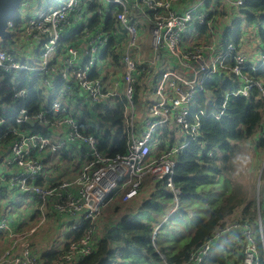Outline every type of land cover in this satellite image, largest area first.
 <instances>
[{"label": "built area", "instance_id": "2783aa9c", "mask_svg": "<svg viewBox=\"0 0 264 264\" xmlns=\"http://www.w3.org/2000/svg\"><path fill=\"white\" fill-rule=\"evenodd\" d=\"M91 1L57 0L48 4V0H41L44 7L35 17L22 14L32 5L26 2L17 11L24 23L16 27L9 21L7 29L11 38L0 39V81L3 83L6 77L9 85H3V89L8 88L7 101H0V196L6 189L28 197L36 201L40 213L37 225L18 234L10 231L8 215L0 214V233L13 240V245L0 257V264H74L90 255L96 244L94 223L104 205L112 197L122 204L128 203L140 194L148 178L153 183H165L177 207L181 193L173 185L174 169L179 155L201 137L200 117L211 114L219 119L230 96L248 98L251 88L257 89L258 99L264 102V84L243 74L246 69L264 67V43L255 56L257 66L251 63L255 61L253 56L248 59L238 53L233 41L222 45V50L211 60L207 57L210 47L202 43L183 49L190 29L206 25L212 30L208 15L199 11L206 7L207 0H200L199 7L184 11L176 6L180 0H97L96 10L88 8ZM243 1L227 0L235 6ZM108 7H112L114 22L121 29L109 28L112 24L89 29L90 21L96 15L103 19ZM209 10L212 12L213 7ZM139 19L147 23L144 31L149 52L142 47V29L136 22ZM115 39L125 41L122 53L119 45L110 48L120 57L122 74L120 80L107 85L103 78L94 76V68L104 60ZM162 52L176 59L186 72L174 68L157 71L155 67L162 60ZM216 73L230 75L235 80L232 82L238 84L235 90H226L221 109L214 114L201 107L197 98L203 94L205 103L211 97L216 101V96L206 93L203 87V82ZM26 79L29 85L22 86ZM119 82L124 86L122 95L117 91ZM45 90L53 91L57 97L42 105ZM33 92L42 99L35 112L28 106ZM74 96L83 97L92 105L110 99L116 104L119 99L127 102L118 140H125L123 152L106 153L101 150L100 137L81 129L78 119L60 100ZM29 124L36 129L63 125L66 131L52 144L47 134L42 130L33 132ZM167 134L179 136L153 154L157 138ZM259 140L264 141V115ZM76 145H81L84 151L75 177L48 183L41 153L45 150L59 153ZM262 172L258 191L261 188L264 191ZM13 208L14 202L8 201L6 212ZM46 210L71 220V235L65 243L67 251L49 263L40 260L29 244V237L44 223ZM262 213L264 196L256 200L253 220L241 217L225 220L200 246L189 251L182 264H209L216 254L225 264H264ZM86 222L91 229L77 240L76 232Z\"/></svg>", "mask_w": 264, "mask_h": 264}, {"label": "trees", "instance_id": "16d2710c", "mask_svg": "<svg viewBox=\"0 0 264 264\" xmlns=\"http://www.w3.org/2000/svg\"><path fill=\"white\" fill-rule=\"evenodd\" d=\"M36 1L38 0H25L21 5ZM56 1L48 0V4ZM209 1H206V5ZM210 6L207 8V15L212 26L214 18L217 15L223 16L224 10L217 12L213 9L210 12ZM98 7L97 0L88 3V8L91 10H96ZM234 13L240 19L234 27L223 31V45L233 41L239 48L242 22L245 25L257 24L260 41L264 43V0H244ZM98 20L99 16L96 15L91 27ZM10 21L18 27L23 22V18L16 13ZM111 24L112 21L107 22L108 26ZM197 27L200 33L207 31L206 25ZM243 74L264 84L263 66L255 70L246 69ZM232 78L230 75L216 73L205 80L203 87L206 93H213L216 101L205 103L204 95L200 94L197 102L201 107L208 113L219 112L221 99L226 90L237 88V83L232 82L235 81ZM27 79L22 86L29 85ZM3 85L9 86L6 77ZM7 95L8 88L3 89L1 91L3 101H7ZM258 97L257 89L251 88L248 98L230 96L219 119L211 114L200 117L201 137L179 155L174 169L173 185L181 193L177 207L165 183H153V190L147 194L149 196L141 198L138 206L121 217L106 235L101 238L95 236L96 244L93 252L74 264H182L187 260L189 251L200 246L216 227L228 220L239 207L243 206L240 209L243 219L253 220L256 209L255 198L254 201L250 199V195L241 185L232 186L224 166L234 153V144L247 141L259 133L264 115V102ZM41 102L42 99L33 92L28 106L32 112H35ZM126 103L125 100L119 99L115 109L102 117L104 122L117 128L118 136L121 135ZM105 146L104 142L102 148ZM124 147L125 140L117 141L115 149L110 154L121 153ZM258 147L264 149L263 140H259ZM221 160L224 166L218 163ZM172 209L175 210L170 214ZM162 221L164 224L168 223V226L174 224L175 227L165 229L163 226L153 239L152 234L155 229L152 228V224ZM90 229L91 225L88 222L84 223L77 230L76 239L78 240ZM67 249L68 245L65 244L60 252H44L39 259L48 263L56 261ZM211 263L225 264L224 259L217 254Z\"/></svg>", "mask_w": 264, "mask_h": 264}, {"label": "crops", "instance_id": "0c3cea01", "mask_svg": "<svg viewBox=\"0 0 264 264\" xmlns=\"http://www.w3.org/2000/svg\"><path fill=\"white\" fill-rule=\"evenodd\" d=\"M199 1L200 0H180V2L176 6L180 11H184V10H188L190 8L196 7V6L199 7L198 6ZM210 5L214 6V8L217 12H221L222 10H224L225 5L231 6L230 10L232 12H236V10H237V7L228 3L227 0H210L208 2V4L206 5V7L203 9H199V11H202V12L208 14L207 8ZM31 7H32V5L29 8L25 9L22 12V14L25 16H29V12L31 10ZM111 11H112V7H108V10L106 12L105 17L103 19H99L98 22L93 27H91V23L93 20L92 19L88 25L89 29H95L97 27L103 26L104 24L106 27H109L107 25L108 21L113 22L109 28H113L115 26V29H121L120 27L116 26ZM222 13L224 14L223 16H225L227 14V11L224 10V12H222ZM234 18H235V16H234ZM237 19L238 20L240 19V17H238V15H237ZM221 20H224V19H221V16L217 15L216 18H214V24L211 27L212 30L209 31L207 28V31L205 33H200V31L198 30L199 28L197 26L190 29V31L188 32V35L186 37V40L183 44V49L187 50V49H190L195 44L202 43V44L210 47L211 51H208V53H207L208 60L213 59V57L218 55V53L222 50L223 44H220V43L222 42L221 38H222L223 31H225V29H228V28L231 29V27H232V24H230V26H228V25L221 26L220 25ZM24 21L20 24H23ZM232 21H234V20H231V22ZM136 22H137V25L142 29L141 33H140V40L142 42V47L144 48V50L146 52H149L150 49H149L148 37H147V33L144 31L145 27L147 26V23H146V21L141 20V19L136 20ZM236 24H237V22L235 23V25ZM117 45H119L121 47V50H120L121 53L124 51L125 41L121 42V41H119V39L112 40L110 43V47H109L108 51L105 53L104 60L99 62L96 65V67L94 68V76H98V77L103 78L107 85L113 83L114 81H118L121 79L122 67L120 64V57H119V55L115 54L113 51L110 50L111 47L117 46ZM161 55H162V60L159 61L155 67V69L157 71L162 70L164 68H174L175 70H177L181 73L186 72L185 69L181 68L178 65L177 60L170 57L166 52H162ZM2 90L0 89V92ZM141 90L143 92H145V90H143V89H141ZM117 91L120 93V95L123 94L124 86L121 82L118 83ZM0 96H1V93H0ZM56 97H57V95L53 91L45 90L42 105L47 104L51 98H56ZM3 99L4 98L0 97V101L1 100L3 101ZM60 100L67 107H69V109L72 111V114L78 119V121L80 123V127L82 130H84L88 133L95 134L96 136H98L102 139V143L105 142L106 146H105V148H102L103 144H101V146H102L101 150L110 154L111 151L115 149V144L119 140V136L117 135V131H115V135H113L112 130H111L112 128H110V127H113V128H116V127H114L108 123V125L110 127L103 128V125L107 122H104L102 120V117L107 112L115 109L117 104L113 99L105 101L100 105H92L88 100L84 99L83 97L80 98L78 96H74L71 99L61 98ZM0 104H2V103H0ZM105 104H108V105L110 104L113 106V108L112 109H106L104 107ZM94 107H95V109H94ZM139 117H141V114L139 115ZM28 127L33 132L36 130H42L50 138V141L52 144L57 143L59 138L63 137V135L66 131V128L63 125H59V126L53 125V126H48V127L45 126L43 129H41V128L36 129L35 127L31 128L32 125L29 124ZM116 130H117V128H116ZM257 135L258 134H256L255 136L252 137V139L254 141L257 139ZM157 139L158 140H157L156 144H154L152 147V149H153L152 153L153 154L159 153L166 145L171 143L168 140L167 136H160ZM256 148L258 149V151H260L259 156L261 159L263 154H264V149L261 151L258 147V143L256 144ZM83 151H84V148L81 145H76L73 149H70V148L63 149L59 153H52L49 150L43 151L41 153V158L43 159V161L45 162V164L47 166V173H48V175L46 176V181L48 183H51V182L57 181V180H63V181L72 180L75 177V174L77 172V168H78L79 164L81 163V157H82ZM1 154H2V151H0V155ZM69 165H71L72 168H70ZM148 186H150V188H148ZM142 189H144L143 192H141ZM142 189L140 191L142 193V195L140 193L136 198L132 199L128 203L122 204L119 202L118 199L115 198L116 202L121 207V209H120L121 214L118 215L117 221L115 223H113L109 226L104 225L101 228L99 225L97 228V234H96L97 237L101 238L104 235H106L107 231L110 230L111 228H113L121 217H123L129 211H133V209L136 208L138 206V204L140 203L139 200L141 198L146 197V195L148 194L147 193L148 191L153 190V182L147 181L143 185ZM20 198H22V197L18 196L16 193H12L11 191H7L6 189H4L2 191V194L0 196V214H7L8 215L9 229L12 233H15V234H18L21 232H26L28 228H27V225L25 223L15 220V218L12 215L13 211H11L10 213L6 212V203L8 201H12V202H14V205H15V203H19ZM29 201L31 202V203H29V210H30L29 220H32V219L34 220L36 217L40 218V213L37 209L36 201L31 200V199ZM138 201H139V203H138ZM16 208H20V207L17 206ZM45 214H46V216H45L44 223H46L47 221L51 222L52 223L51 229L53 230V232L55 230L58 231L60 228H63V226L66 225V223H68V225H70L71 220L68 217L57 216V215L53 214L50 210H46ZM39 220H38V222H39ZM43 224L37 230L38 232L37 231H36L37 233L35 232L36 234H41L44 231ZM35 233H33L29 238H31ZM70 234H71V231L66 236L65 240L68 238V236ZM0 235L7 238L8 242L10 244L9 245L10 247L13 245V240L9 239L7 237L6 233H0ZM33 244L34 243H32L31 245L33 246ZM64 245H65V242L59 248L50 249V250H46V251L43 250V251L44 252H49V251L60 252L64 248ZM32 246H31V248L33 249V251L36 253V255L38 257H40L41 254L44 253V252H41L40 250H38L39 248H35ZM18 247L19 246L16 245L14 250L17 251Z\"/></svg>", "mask_w": 264, "mask_h": 264}, {"label": "rangeland", "instance_id": "374dc122", "mask_svg": "<svg viewBox=\"0 0 264 264\" xmlns=\"http://www.w3.org/2000/svg\"><path fill=\"white\" fill-rule=\"evenodd\" d=\"M58 1H60V0H58ZM233 6H235V5H233ZM43 7H44V4L40 0H38L36 2H32V7H31V10L29 12V17H35L37 15L38 11L42 10ZM230 7L231 6H229V5L224 6V10L227 11V14L225 16H221V19H224V20L220 21L221 26H223V25L230 26V24H232V27H234L235 23L238 21L237 14L232 12L230 10ZM236 7H238V6H236ZM213 9L215 10V8H213ZM234 16H235V18H234ZM231 20H234V21L231 22ZM240 24L242 25L241 26L242 29H241V35L239 38L240 45L238 48V53L245 55L248 59H250V57H252V56H253V58H255V56H257L258 53L260 52V48H261V41H260V34L258 33V26H257V24L245 25L244 22H242ZM221 40H222V42L220 44H223V39L221 38ZM252 60L254 61V59H252ZM209 63H210V61H209ZM251 63H253V65H256V66L259 64L257 58H255V61L251 62ZM240 85L242 86L243 83H240ZM0 89L1 90L3 89V83L1 81H0ZM210 102H214V101H212V97H211ZM104 107L106 109H112L113 108V106L110 104L109 105L105 104ZM94 109H95V107H94ZM107 127H110V126L108 125V123H105L103 125V128H107ZM110 128H112L111 129L112 134L115 135L116 128H113V127H110ZM166 136H167L168 140L171 143H173L174 138H177L179 135L174 134V136H173V134H167ZM257 143H258V135H257V139L255 141L251 138L247 141H244V142H241L238 144H234V146H235L234 152L244 149L245 145L248 146V151H250V153L252 155V163L250 165L251 171H248L246 173H242L241 175H239L237 177H233L230 173L229 161L226 163L225 166L222 164V160L218 161L219 164L226 167V175L230 179L232 186L236 185V184L241 185L244 188V190L248 192V194L250 195L249 196L250 199H253V201H254V198H255V201L257 199L260 201V200H262V198L264 196V191L262 188L260 189V191H258V177H259V173L261 170L263 171L261 183H262V185H264V174H263L264 173V163L262 164L264 154H263L262 158L260 159V156H259L260 151H258V149L256 148ZM259 149L261 151L263 150L260 147H259ZM69 166H70V168H72L71 165H69ZM147 181H150V179L148 178L145 181V183ZM261 183H260V185H261ZM150 186H148V188H150ZM143 190L144 189H142L141 192H143ZM147 193L149 194V191ZM141 195H142V193H141ZM147 196H149V195H147ZM29 200H30V198H28V197L20 198L19 203H15L14 208H13V213H12V215L16 221L23 222L27 225L28 229L26 232H28L30 229H32L33 226L37 225L38 220H39V218H37V217L34 220L33 219L29 220V217H30L29 203H31ZM115 202H116L115 197H112V199H110L102 208L100 216H98V219L94 223V225H95V229H94L95 236L97 234V228L99 225L101 228L104 225L109 226V225H111L117 221L118 215L121 214V212H120L121 207L118 205L117 202L116 203ZM262 202L263 201H261L260 203H262ZM17 206H19L20 208H16ZM242 208H243V206L239 207V209L234 211L233 215L229 219H234V220L239 219L242 216V212L240 210ZM142 215H143V212H142ZM263 216H264V213H262V217ZM43 226H44V231L41 234H36L38 232L37 231L31 238H29V244L31 245L32 243H34L33 246L31 245L32 247L39 248L38 250H40L41 252H44L46 250L59 248L61 245H63L64 242L66 243L67 239L65 240V238L69 234V232L71 231L68 223H66V225L63 226V228H60L58 231L55 230L54 232L51 229V226H52L51 222L47 221L46 223L43 224ZM163 226H165V229H172L175 227L174 224L172 226H168V223L164 224V221L152 224L153 229L158 228L157 231L159 229H161ZM171 238H173V236ZM9 245L10 244H9L7 238L0 235V257L3 256V254L9 249V247H10ZM211 262H212V260H211ZM209 264H213V263H209Z\"/></svg>", "mask_w": 264, "mask_h": 264}, {"label": "water", "instance_id": "95a60500", "mask_svg": "<svg viewBox=\"0 0 264 264\" xmlns=\"http://www.w3.org/2000/svg\"><path fill=\"white\" fill-rule=\"evenodd\" d=\"M25 0H0V39L7 40L11 38L8 23L19 10Z\"/></svg>", "mask_w": 264, "mask_h": 264}, {"label": "clouds", "instance_id": "9594fccd", "mask_svg": "<svg viewBox=\"0 0 264 264\" xmlns=\"http://www.w3.org/2000/svg\"><path fill=\"white\" fill-rule=\"evenodd\" d=\"M251 163L252 155L250 151H248V146L245 145L244 149L234 152L229 160L231 175L237 177L242 173L251 171Z\"/></svg>", "mask_w": 264, "mask_h": 264}]
</instances>
